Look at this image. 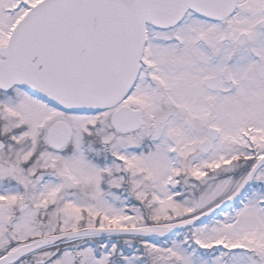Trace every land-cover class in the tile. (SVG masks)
Listing matches in <instances>:
<instances>
[{
  "label": "snow or ice",
  "instance_id": "6c2138e0",
  "mask_svg": "<svg viewBox=\"0 0 264 264\" xmlns=\"http://www.w3.org/2000/svg\"><path fill=\"white\" fill-rule=\"evenodd\" d=\"M0 264H264V0H0Z\"/></svg>",
  "mask_w": 264,
  "mask_h": 264
}]
</instances>
